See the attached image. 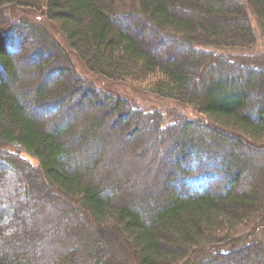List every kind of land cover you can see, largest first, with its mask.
Wrapping results in <instances>:
<instances>
[{
	"label": "trees",
	"instance_id": "obj_1",
	"mask_svg": "<svg viewBox=\"0 0 264 264\" xmlns=\"http://www.w3.org/2000/svg\"><path fill=\"white\" fill-rule=\"evenodd\" d=\"M23 8L56 25L89 73L150 82V92L193 107L208 122L176 117L164 125L162 113L99 88L45 26L17 16ZM259 46L264 0H0V264H132V257L134 264H264V238L242 235L258 226L264 233ZM22 63L44 79L17 95ZM62 113L67 121L56 117ZM114 131L133 149L143 133L156 136L162 154L156 189L116 201L109 191L120 185L111 180L115 173L90 178L102 160L91 167L93 153L84 156L83 146ZM252 168L257 177L243 191L242 177ZM35 176L71 198L73 212L94 227L88 241L84 232L75 237V256L32 262L38 256L30 239L32 250L15 253L28 228V203L20 198L32 205ZM18 221L20 233L7 235ZM107 251L112 260L103 259Z\"/></svg>",
	"mask_w": 264,
	"mask_h": 264
},
{
	"label": "rangeland",
	"instance_id": "obj_2",
	"mask_svg": "<svg viewBox=\"0 0 264 264\" xmlns=\"http://www.w3.org/2000/svg\"><path fill=\"white\" fill-rule=\"evenodd\" d=\"M16 13H18V17L45 26L52 36H54V38L66 48L67 52L72 56L75 67L82 77L95 83L99 88L115 96L124 98L146 110H153V112L160 114L162 113V123L164 125H168L172 122L174 123L176 117H185L189 120H203L204 122H208L206 117L196 112L193 107L179 104L172 100L162 99L150 92L145 85H149L150 82L145 84L142 82H116L96 77L89 73L86 68L81 67L79 60L72 54L66 44L64 36L61 34L57 26L52 22L47 21L45 16L31 8L18 9ZM256 50L258 52H264V47L259 46ZM254 53L256 52H250L249 54ZM18 68L21 70L22 79L20 83L22 84L15 88V93L17 95H22L25 90H30L29 88L35 89L41 84V82H43L44 78L40 77L38 73H31V66L29 63L19 64ZM77 109H79L78 106ZM58 116H60L61 121H67L65 113H62L61 115L58 114L56 117ZM83 116L87 119L89 113H84ZM78 126L82 128L84 123L81 122ZM116 134V131L112 132L109 140L102 134L99 135L101 138L97 135L92 137L90 140L91 143L83 146V153L84 156H91L93 153L92 159H89V165L91 167H93L98 160H102L96 168H93L94 171L91 172L90 178L98 181L101 176L108 175L110 172L115 173L114 178L117 177L118 179L111 180L120 182V185L119 187L111 188L109 191L116 194V201H127L135 195H138L135 192L139 193L141 190L143 191L145 187H154L152 180L158 177L155 173L156 169H160V159L162 157L160 152L161 146L157 144L158 139L155 138L156 136L152 135L150 136V139L148 135L146 136V133H143V141L137 145V148L135 147V149H133V147H130L133 145L132 143ZM139 135L141 136V133ZM157 136L159 137V135ZM23 156L30 158L25 153ZM30 160L34 164L36 163L35 160ZM255 177H257L256 169L250 170L247 174L243 175L241 185L243 191L248 189L245 186V183L250 182V178ZM36 178L37 176L33 177V183L29 182L31 189L34 192L33 194L35 195L32 199V205H30L31 202L29 203V201L27 202L26 200L23 201L24 198H20L21 205L28 203V210H26L28 212L24 217V223L28 225V228L19 235V237L23 239V242L20 243L21 245L16 243L18 248L14 251L19 254L21 251L25 254L32 250L33 246L31 244L28 245L30 239V242H33L35 254L38 256L37 259L35 256H32V262L39 263L40 259L43 257L47 261H55V255L56 258L59 257L62 261V259L66 258L69 253L71 254V252H74V248L78 246V241L75 237L84 232L88 241L90 235L94 232L91 228L94 227L85 220L81 213L73 212L72 209H74L73 207L75 203L71 198L60 196L55 191L47 189L46 186L42 184L43 182H39ZM19 180L18 177L14 176L11 181V186L16 188ZM122 180L125 184L123 182L121 183ZM248 184L250 186V183ZM156 188L157 184L154 189ZM260 191L261 189H259V192ZM261 218L262 222L264 220V214H261ZM244 229L245 231L242 232V235L258 232L260 233L259 237L264 238V233L260 231L261 228L259 226L256 230L252 227ZM19 230L20 223L18 221L16 225H11L5 233L10 236H15L17 233H20ZM114 235L115 238L120 239L118 234L115 233ZM37 245H39L40 248ZM73 254L75 256V252ZM112 254L114 253H109L108 251L105 252L103 259L112 260ZM130 263H135L134 257H132Z\"/></svg>",
	"mask_w": 264,
	"mask_h": 264
}]
</instances>
